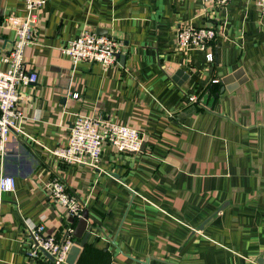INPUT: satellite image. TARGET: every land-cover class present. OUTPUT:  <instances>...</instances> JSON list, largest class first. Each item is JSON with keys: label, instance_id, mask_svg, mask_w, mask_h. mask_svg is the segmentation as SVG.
I'll return each mask as SVG.
<instances>
[{"label": "crops", "instance_id": "0c3cea01", "mask_svg": "<svg viewBox=\"0 0 264 264\" xmlns=\"http://www.w3.org/2000/svg\"><path fill=\"white\" fill-rule=\"evenodd\" d=\"M11 13L26 15L25 0H0L1 56L17 40L3 22ZM181 25L216 29L213 61L208 50L178 45ZM36 27L24 57L38 80L20 86V131L0 149V176L15 179L0 199V264H38L28 254L27 222L42 223L58 239L75 229L77 219L50 194L55 177L89 211L90 234L75 264H259L264 13L257 0L222 7L203 0H45ZM85 29L122 41L112 65L74 63L61 52ZM8 67L0 60V69ZM230 76L233 88L223 89ZM78 115L138 128L145 145H106L100 167L67 163L52 150L68 143Z\"/></svg>", "mask_w": 264, "mask_h": 264}, {"label": "built area", "instance_id": "2783aa9c", "mask_svg": "<svg viewBox=\"0 0 264 264\" xmlns=\"http://www.w3.org/2000/svg\"><path fill=\"white\" fill-rule=\"evenodd\" d=\"M231 0H203L205 4L222 7ZM45 0H25L26 15L11 13L4 18L6 27L14 28L17 33L12 50L7 55H0V60L9 64L7 69H0V149L4 153L9 136L13 130L20 131L21 99L20 86L29 85L38 80V72L26 64L24 49L33 43L37 36L36 23L39 11ZM264 13V0H257ZM213 27L180 26L177 30V43L180 47H194L208 50L207 59L214 60L210 50L216 38ZM123 43L112 35L99 34L93 30H82L61 47V52L75 63L77 61L98 62L107 68L117 60V53ZM74 96H78L77 93ZM144 137L140 129L104 119L97 115H78L72 122L69 141L64 146L55 148V153L67 163L87 164L100 167L104 147L111 145L119 151L140 150ZM51 196L66 208L69 215L78 219L83 212L79 198L60 177H55L49 184ZM15 189L13 176H0V199L3 192ZM1 206V200H0ZM27 228L33 235L28 254L38 264H67V256L72 245L77 241L74 227L69 226L66 235L58 239L45 233V225L27 222ZM46 251L53 260L45 258Z\"/></svg>", "mask_w": 264, "mask_h": 264}, {"label": "water", "instance_id": "95a60500", "mask_svg": "<svg viewBox=\"0 0 264 264\" xmlns=\"http://www.w3.org/2000/svg\"><path fill=\"white\" fill-rule=\"evenodd\" d=\"M241 73V71L237 72V76H239V74ZM233 80V76L231 77H227L226 79H224L225 82V87L227 89H232L233 87L230 85V82ZM145 145V143H143V146ZM142 146V148H143ZM88 218H89V211L87 209H84L82 212V215L77 219V223L74 229V235L76 236V238H79V240H77L71 247L68 256H67V264H75V261L80 253V250L82 248V246L85 245V243L87 242V238L89 237L90 234V230H88ZM72 219L74 220L75 218L72 217ZM72 220V221H73ZM44 253H46L48 255V257L53 260V256H51L49 253H47L46 251H44ZM258 263L259 264H264V257H261L258 259Z\"/></svg>", "mask_w": 264, "mask_h": 264}]
</instances>
